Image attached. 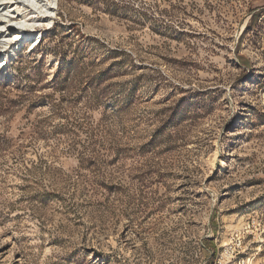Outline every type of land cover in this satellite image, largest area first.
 <instances>
[{
	"label": "rangeland",
	"instance_id": "374dc122",
	"mask_svg": "<svg viewBox=\"0 0 264 264\" xmlns=\"http://www.w3.org/2000/svg\"><path fill=\"white\" fill-rule=\"evenodd\" d=\"M44 28L0 57V264H264V0Z\"/></svg>",
	"mask_w": 264,
	"mask_h": 264
},
{
	"label": "bare ground",
	"instance_id": "6f19581e",
	"mask_svg": "<svg viewBox=\"0 0 264 264\" xmlns=\"http://www.w3.org/2000/svg\"><path fill=\"white\" fill-rule=\"evenodd\" d=\"M57 9L58 0H0L1 61L26 44L35 45L44 35V26L53 24Z\"/></svg>",
	"mask_w": 264,
	"mask_h": 264
},
{
	"label": "built area",
	"instance_id": "2783aa9c",
	"mask_svg": "<svg viewBox=\"0 0 264 264\" xmlns=\"http://www.w3.org/2000/svg\"><path fill=\"white\" fill-rule=\"evenodd\" d=\"M225 254L222 258L218 259L214 264H227V261H231L232 264L235 260V258L237 257V255L241 252H239L237 249L230 247L228 250H225ZM227 255V256H226ZM249 259H247L248 261ZM246 261H244V259L242 260H238L235 261V263L233 264H245Z\"/></svg>",
	"mask_w": 264,
	"mask_h": 264
}]
</instances>
